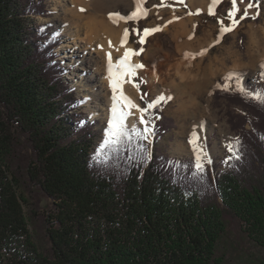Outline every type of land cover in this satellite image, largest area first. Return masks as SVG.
<instances>
[{"label": "trees", "instance_id": "obj_1", "mask_svg": "<svg viewBox=\"0 0 264 264\" xmlns=\"http://www.w3.org/2000/svg\"><path fill=\"white\" fill-rule=\"evenodd\" d=\"M46 1L0 0V264H264V103L217 93L246 114L216 175L136 136L96 163Z\"/></svg>", "mask_w": 264, "mask_h": 264}, {"label": "rangeland", "instance_id": "obj_2", "mask_svg": "<svg viewBox=\"0 0 264 264\" xmlns=\"http://www.w3.org/2000/svg\"><path fill=\"white\" fill-rule=\"evenodd\" d=\"M248 2L249 0H243V3H241L240 0H237V6L240 11L237 13L236 19H239L243 14V9ZM256 2L252 0L253 4H256ZM146 4L148 5V15L146 18L126 21V28L129 30V41L135 51L140 52L137 56L140 61H145L147 69L148 67H152L153 63L163 61L153 71H156L159 75L163 74L162 76L165 80H158L152 83L149 73L146 74L143 70L137 69L133 82L139 84V91L135 88V100L140 107H146L147 103L161 96V90L164 91L165 98L171 97V99H165L160 102L155 107L157 109H151V114L154 116L151 126L154 131L149 136V140L151 141H148V145L151 144L149 150L154 148V142L156 141L155 146L168 157L177 160H191L196 163L194 152H188V146L191 145L188 143L189 135L185 134V132H188L189 117L185 111L179 110V105L183 103L189 104L187 100L190 99L192 87H186L187 92L183 99H181L184 92V89L180 92L179 84L181 80L175 75V70L168 69V62L166 63V56L174 59L172 62H169L170 64H174V62L182 59L181 53L176 49L175 43L179 29H172L169 33L162 32L164 21L169 17L168 14L170 13L179 21L191 19L192 22L188 23L189 27L187 29L193 31V33H197L199 37H206L204 41L205 47L207 46L205 49L206 53L201 57L196 53L198 59L202 58V62L199 66H190L193 75L190 76V80L188 81L192 86L201 82L200 84H203L208 89L207 94L203 99H200L202 102L208 100L211 113L204 115L208 125L204 128V132L199 135L200 139L198 143L206 148L208 159L211 160V163H208L207 160L203 161V168L210 170L213 175L226 171L229 164L225 165L224 160L230 159L229 157L232 158L233 155L227 151L224 145L234 143L238 139L239 132L234 123L239 122L246 112L242 105L230 102L226 97L217 95V93L225 89V85H227V90L233 91L237 82L240 83L241 81L245 82L253 90L264 89V83L259 80L260 71L263 69L261 65H264V62L258 59L253 64L250 60L252 35L264 26V0L259 1L258 7H253L249 10L250 16L248 18L240 20L232 31L225 33L223 36L219 34L220 24L218 21L224 20L225 26L230 23L227 16L232 7L231 0H223L218 7L214 8V15H209L208 10H199V14H196L198 10L194 9L187 0H183V2L181 0H147ZM45 5L47 7L45 15L31 17L30 23L34 26L45 25L58 38L56 55L59 63L64 68V80L73 90L79 102L72 112L73 114H79L87 122L94 123L93 126L98 135L96 143H102L110 112L109 116H105L103 111H98L99 105L102 104L104 107H107V100L112 96L110 87H107L108 92L105 91L107 84L104 85L103 83L105 77L103 49L99 46L96 48L98 43L92 41L91 46L95 50L92 53L90 52L86 31L82 28L78 31L75 22L71 20L69 13L74 10L72 0H47ZM257 12L259 13L257 18L251 19V15H255ZM152 21H155L160 31L145 36L144 43L140 44L139 35L133 32L132 29H137L138 33L143 35L144 29L152 28L149 25ZM155 33L158 36L150 41V38ZM217 39H219L218 43L216 42ZM74 44L79 47L78 52L85 51V53H89V55L85 56V59L91 61V71L95 70L96 65L99 66V73H94L96 77V82H94L95 88L99 87V91L101 92V96H98V98L96 96L89 100L87 94H90V92H88V88L93 83H85V80L81 82L82 76L80 77L79 74L83 73L82 75H84L82 70H86L87 64L80 65L79 62H70V57L73 54V49L71 50L70 47ZM140 49H143V51L141 52ZM194 50L198 52L200 49H197L195 46ZM211 68L216 70L217 73L210 77L209 71L212 70ZM230 73L235 74V76L231 80H226L225 77ZM172 80L178 86H176L173 93H170L167 90ZM145 93L147 96L144 100H141V96ZM203 95L204 93L201 96ZM155 117H159V119H155ZM134 123L138 127H144L139 124V117H136ZM246 127L249 128V126ZM181 143L186 144L187 152H175L176 145ZM41 203L43 208L48 206V202L44 198H42Z\"/></svg>", "mask_w": 264, "mask_h": 264}, {"label": "bare ground", "instance_id": "obj_3", "mask_svg": "<svg viewBox=\"0 0 264 264\" xmlns=\"http://www.w3.org/2000/svg\"><path fill=\"white\" fill-rule=\"evenodd\" d=\"M187 1L191 4V6L194 9H197V10H208L212 2V0H187ZM222 1L223 0H221V2L217 4L215 8L218 7L222 3ZM72 3L74 5V10L70 11V13L69 12L67 13L70 14L71 20L75 22L76 28L78 29V31H80V28L86 31V36L88 40L87 44H89L90 52L92 53L93 50H95L92 48L93 46H91L92 41L95 43H98L96 48L99 46L101 47V49H103L102 55H103V64H104V69H105L104 70L105 77H104L103 83L104 85L107 84V86H105V89H106L105 91L108 92L107 87L109 86V81L106 78L107 77V72H106L107 55L106 54L111 53L112 61L113 63H115V61H117L118 59H120V57L124 55L125 49H133L135 51L132 44H130L129 36H128V42L124 46L120 45L121 37L123 35L124 30L126 29V21L118 20L116 23H114L113 20L109 19V16L112 14H119L120 16L130 15L131 12L135 11L136 9V0H72ZM146 3H147V0H143V8L147 10V15H148V5ZM81 9H83V11H81ZM168 16L169 17H167L164 21V25H163L164 29H162V32L169 33L172 29H175V28L179 29L178 34L176 35L175 43H176V49L181 53V56H182V59H180L177 62H174V64H170L169 62H172V60L174 59L165 55L166 63L168 62L167 64L169 65L168 69L175 70L174 72L175 75L181 80V83L179 84L180 92L182 89H184L183 90L184 92L182 93L183 96L181 95L182 96L181 99H183L185 93L187 92L186 87L187 86L192 87L190 91V99L187 100L189 101V104L187 105L186 103H183L179 105L180 106L179 110L185 111L186 115L189 117L188 125H187L188 132H185V134L186 135L188 134L190 138V134L193 131V129H195L198 136L204 132V128H206V126L208 125V122L205 121L204 115H208L211 113L208 100H205V102L201 101V99H203V97L207 94V91H208L207 87L204 86L203 84L201 85L200 84L201 82L192 86L190 85L188 81L190 80V76L193 75L191 72L190 66L192 65L199 66L200 63L202 62V58L198 59L197 54L199 55V57H201L206 53L205 51L203 55L199 54L201 53L202 50H205L207 47V46L205 47V44H204L206 37L205 36L199 37L197 36V33H193V31H190L189 29H187V27H189L188 23L192 22L191 19H187V20L185 19V20L179 21V20H176L175 17L170 13L168 14ZM143 18H146V16L142 17L141 19ZM169 21H172V22L168 23ZM149 25L152 28L158 27L155 24V21L150 22ZM156 33L155 35L153 34L154 36L150 38V41L153 40L154 37L158 36ZM189 37H191V39ZM109 41H111V45H112L111 47L109 46ZM179 41L181 42L178 43ZM195 46L197 47V49H200L198 50V52L194 50ZM78 48L79 47L75 44L72 47H70L71 50L73 49L72 51L73 54L70 57V62H73V63L79 62L80 65L87 64L86 70H82L84 72V75H82L83 73L79 74L80 77L82 76L81 82L85 80V83H88V84L93 83L92 86L88 88V92H90V94H87L89 100H91L93 97H96V96L98 98V96H101V92L99 91V87L95 88L94 82H96V77L94 76V73L96 74L99 73L100 71L98 68L99 66L96 65L95 70L91 71L92 69V66L90 65L91 61H88L85 59V56L89 55V53H85V51L78 52ZM251 50H252V53H251L250 60L253 64H255L258 61V59H261V61L264 62V26L253 33L252 41H251ZM76 53H79V54H76ZM131 63L142 64L143 68H140V70H143L146 74L147 73L150 74L149 77L152 83L158 80L160 81L165 80V78L162 76L163 74L159 75L158 73H156V71H153L154 69H157L159 67L158 65L163 63V61L155 62L153 63L152 67H148L147 69L145 61L142 62L139 60L137 55H133L131 57ZM216 73L217 71L213 69L209 71L210 77L212 75L214 76ZM207 82H205V84H207ZM176 86L178 85H176L175 82L172 80L171 85L170 87H168L167 91L170 93H173ZM122 87H123L124 94L128 96L134 103L137 104L135 100V94H136L135 88L133 87V85L131 83L125 82L122 85ZM202 93H204L203 96H201ZM160 95L164 97L165 93L163 90H161ZM111 106H112V100L111 98H109L107 100V107L106 106L104 107L102 104H100L98 111H103L105 116H109ZM132 112H133V115L129 117L128 123H134L136 117L140 116V113L137 112L135 109H133ZM186 148H187L186 144L181 143V144H177L174 150L175 152H180V153L187 152ZM188 149H189L188 152L193 151L192 146H188Z\"/></svg>", "mask_w": 264, "mask_h": 264}, {"label": "snow or ice", "instance_id": "obj_4", "mask_svg": "<svg viewBox=\"0 0 264 264\" xmlns=\"http://www.w3.org/2000/svg\"><path fill=\"white\" fill-rule=\"evenodd\" d=\"M183 2V0H181ZM221 0H212L208 13L209 15H214V8L217 4H219ZM243 3V0H240ZM232 7L228 12L227 19L230 23L225 26L224 20L218 21L220 24L219 34L223 36L225 33L230 32L233 28L245 18L250 16L249 10L253 7H258L259 0H257L256 4L252 3V0H249L246 7L243 9V14L236 19L237 13L240 9L237 6V0H231ZM83 11V9H81ZM196 14H199V10ZM258 12L255 15H251V19H256L258 16ZM147 16V10L143 8V0H136V9L135 11L131 12L130 15L120 16L119 14H112L109 16V19L113 20L116 23L118 20H138L142 17ZM169 21L168 23H171ZM133 32H136L139 35V43H144V37L147 35H151L156 31H160L159 27H154L151 29H144L143 35H140L137 29H132ZM128 35L129 30L126 28L123 32V35L120 40V45L124 46L128 42ZM191 39V37H189ZM219 42V39L216 41ZM109 46L111 47V41H109ZM142 52L143 49H140ZM206 50H202L200 55H203ZM140 52L134 51L133 49H125L124 55L120 57L115 63L112 61L111 53L107 55V65H106V72H107V79L109 81V87L112 92L111 100L112 106L110 108V116L107 121V127L104 130V140L100 147L96 150V154L93 157V160L96 163H106L109 159V154L104 150L106 148H111L115 150L119 145H121L124 141H131L133 136L138 137L140 140L149 141V136L153 134V116L151 114V109L155 108L160 102L164 101L165 99H171V97H163L159 96L153 99L150 103H147L146 107H140L138 104L134 103L128 96H126L123 92L122 85L127 83H132L133 87L139 91V84L133 82V78L136 76L137 69L143 68L142 64H133L131 63V57L133 55H139ZM187 55V54H186ZM264 68V65H261ZM261 78L264 79V72L261 74ZM235 74L230 73L228 76L225 77L226 80H231ZM225 90H227V85H225ZM237 90L240 91L242 94L246 95L248 98L256 100L260 103H264V93L246 91L243 87L239 85L237 82ZM147 94L145 93L141 96V100H144ZM135 109L137 112L140 113L139 116V124L143 125V128H139L136 123H128L129 117L133 115L132 110ZM155 119H159V117H155ZM199 136L197 135L195 129L190 134V138L188 143L192 146L193 152L196 157L195 168L197 172H203V161L207 160L208 163H211V160L208 159V152L206 148L198 143ZM239 144V140L236 139L234 143H228L224 145L229 153L235 156L236 159H239V156L236 155L235 146ZM139 151L144 154L146 152L143 145H140ZM231 158V157H229ZM227 163V160L224 161ZM195 175V174H194Z\"/></svg>", "mask_w": 264, "mask_h": 264}]
</instances>
